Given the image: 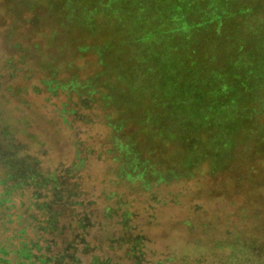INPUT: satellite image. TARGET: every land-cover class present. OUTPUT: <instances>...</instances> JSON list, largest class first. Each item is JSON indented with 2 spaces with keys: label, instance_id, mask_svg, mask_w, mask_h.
<instances>
[{
  "label": "rangeland",
  "instance_id": "rangeland-1",
  "mask_svg": "<svg viewBox=\"0 0 264 264\" xmlns=\"http://www.w3.org/2000/svg\"><path fill=\"white\" fill-rule=\"evenodd\" d=\"M12 1L0 0V16L12 5L21 7L18 19L39 16L41 20L15 23L16 13L5 15L6 27L18 24L12 28V36L22 47L30 46L23 54L20 49L10 54L0 37V55H13L21 68L14 76L4 70L14 88H0V109L5 118L0 128L14 129L9 137L24 146L12 151H1L0 147V178L10 156H20L22 166H29L30 173L39 160L44 171L58 169L66 175L62 170L73 163L77 144L88 138V142L98 141L100 146L110 135V128L104 118L95 116V107L91 111L84 106L83 95L43 86L47 70L40 65L50 60L59 69V79L70 77L72 68L85 78L99 69L96 55L78 53L63 59L59 54L65 51L63 42L51 40V17L40 7L25 9L20 0L18 5ZM255 6L225 19L222 37L212 40L209 59L203 64L207 81L202 86L209 105L223 103L220 118L235 127L223 131L228 148L224 169L210 172L202 164L192 176L180 175L143 191L129 183H118L108 162L91 158L86 181L92 184L93 180L98 190L105 187L107 192L116 190L122 195L124 206L134 211L132 222L138 224L132 234H141L143 240L140 247L132 248L121 241L120 235L126 234L111 221L105 228L91 230L86 237L87 251H83L85 243L78 235L68 250V255L76 258L67 255L64 264H99L96 258L110 264H264V9L257 11L262 7L258 3ZM169 40L166 38L167 43ZM33 44H37L35 51L30 50ZM51 48L54 53L46 54ZM190 68L178 71L174 87L179 91L193 88L196 77ZM109 111L114 113L113 108ZM239 115L243 118L238 119ZM64 124L78 126L82 134L75 136L72 130H66L67 135L56 134L54 127ZM6 141V136L0 135V144ZM101 147L104 149V145ZM10 183L0 179V198L11 199L0 205V245L16 244L20 236L41 238L39 252L48 253L44 246H49L53 254L57 250L50 245L52 233L45 215L35 207L50 200V186L28 178L18 188L11 186V194L6 196L4 191ZM117 199L114 193L107 201L114 204ZM62 222L66 223L64 219ZM22 229L25 232L21 234ZM61 235L63 246L75 238L73 230L66 229ZM110 236L116 239L110 241Z\"/></svg>",
  "mask_w": 264,
  "mask_h": 264
},
{
  "label": "trees",
  "instance_id": "trees-1",
  "mask_svg": "<svg viewBox=\"0 0 264 264\" xmlns=\"http://www.w3.org/2000/svg\"><path fill=\"white\" fill-rule=\"evenodd\" d=\"M12 2L18 5V0ZM257 3L262 7L257 11L264 9V0H20L23 8L40 7L51 17V40L63 42L65 51L59 52L63 59L78 53L96 55L99 69L85 78L72 68L70 77L59 79L58 67L43 60L40 66L47 70V77L42 84L83 95L84 106L98 110L95 116L104 118L110 135L104 142L99 141L100 146L98 141L88 142V138L76 143L79 149L73 163L62 170H66V175L58 169L44 171L39 160L32 173L29 166H22L18 155L5 160L0 179L12 182L4 191L6 196L11 194V186L18 188L28 178L50 186V200L35 207L45 215L52 233L50 245L57 251L50 254L51 247L44 246L48 253L39 252L41 238L20 236L16 244L0 245V264H64L78 235L85 243L83 251H87L86 237L91 230L105 228L111 221L126 234L120 235L121 241L132 248L141 246L142 235L132 234L137 224L132 222L134 211L124 206L122 195L116 190L107 192L105 187L98 190L92 179V184L86 181L90 178L87 162L91 158L108 162L118 183H129L143 191L180 175L192 176L202 164L210 172L224 169L228 148L223 131L235 127L227 126L220 118L223 103L209 105L202 86L207 81L203 64L209 59L212 40L222 37L225 19L255 9ZM7 7V12L0 16V37L10 54L19 49L23 54L30 45L22 47L18 38L12 36V28L18 24H5V15H17L21 7ZM37 20H41L39 16L22 20L17 15L14 22ZM36 47L33 44L30 50L35 51ZM51 53L52 48L46 54ZM11 56H5L6 59L0 55V88H14L4 76L5 69L12 76L21 70ZM189 67L196 77L193 88L179 91L174 87L178 71ZM2 112L0 109V121H5ZM240 118L243 117L239 115ZM54 128L56 134L67 135L66 130H72L75 136L82 134L78 126L64 124ZM10 131L14 129L0 128V135L7 138L6 143L0 144L1 151L24 149L16 138L9 137ZM114 193L118 199L111 204L107 200ZM10 201L0 198V205ZM66 229L73 230L75 238L63 246L61 234ZM114 239L115 236L109 237L110 241ZM68 256L76 258L72 253ZM96 260L110 264L109 260Z\"/></svg>",
  "mask_w": 264,
  "mask_h": 264
}]
</instances>
